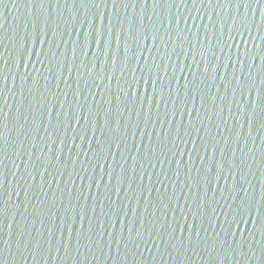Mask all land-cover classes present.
I'll use <instances>...</instances> for the list:
<instances>
[{"label":"water","instance_id":"water-1","mask_svg":"<svg viewBox=\"0 0 264 264\" xmlns=\"http://www.w3.org/2000/svg\"><path fill=\"white\" fill-rule=\"evenodd\" d=\"M0 264H264V0H0Z\"/></svg>","mask_w":264,"mask_h":264}]
</instances>
